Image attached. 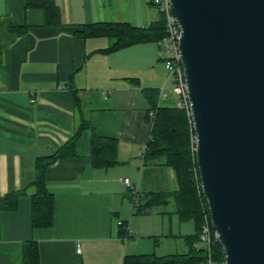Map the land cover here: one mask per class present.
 I'll list each match as a JSON object with an SVG mask.
<instances>
[{
	"label": "crops",
	"instance_id": "0c3cea01",
	"mask_svg": "<svg viewBox=\"0 0 264 264\" xmlns=\"http://www.w3.org/2000/svg\"><path fill=\"white\" fill-rule=\"evenodd\" d=\"M56 3L63 25L48 26L43 9H27L25 0H0V264H24L30 241L38 246L40 264H123L126 256L172 255L158 254L159 242L151 248L158 236L189 247L191 234H183L187 222L172 202L157 205L172 206V212H140L145 195L178 190L171 168L145 160L152 126L147 90L159 92V104L175 103L168 90L166 100L160 96L168 79L164 51L156 42L112 51L109 38L79 34L94 23L148 28L161 13L151 0ZM81 127L86 128L71 155L45 172L53 222L34 228L36 161L56 153ZM91 129L116 140L117 164L94 166ZM165 216L170 217L167 235L161 234Z\"/></svg>",
	"mask_w": 264,
	"mask_h": 264
},
{
	"label": "water",
	"instance_id": "95a60500",
	"mask_svg": "<svg viewBox=\"0 0 264 264\" xmlns=\"http://www.w3.org/2000/svg\"><path fill=\"white\" fill-rule=\"evenodd\" d=\"M225 264H264V0H170Z\"/></svg>",
	"mask_w": 264,
	"mask_h": 264
},
{
	"label": "trees",
	"instance_id": "16d2710c",
	"mask_svg": "<svg viewBox=\"0 0 264 264\" xmlns=\"http://www.w3.org/2000/svg\"><path fill=\"white\" fill-rule=\"evenodd\" d=\"M27 9H43L48 26L63 25L62 11L56 0H25ZM80 36L107 37L112 41L108 50L117 51L138 44L158 43L166 36V22L160 14L158 20L148 28H135L128 23H94L84 25ZM0 47V63L2 62ZM151 109L148 121L151 122V138L145 160L148 165L171 168L176 176L178 190L172 193H150L141 213H147L159 204L173 203L175 212L182 222H193L195 235L186 238L189 250L183 255L156 257L154 254L126 256L123 264H204L208 258L204 248L197 249L205 219H210L207 201L202 193L199 172L196 164V145L194 129L187 113L176 108L171 101L159 104L158 91L147 90ZM154 113V118L150 113ZM86 127L63 145L56 153L36 161V180L33 184L31 222L34 228L49 227L53 222V195L48 191L45 181L46 169L58 159L70 156L78 137ZM90 129V126H89ZM92 130V129H91ZM117 143L115 139L99 136L94 130L91 135L92 161L96 167L108 168L117 164ZM216 264H224L225 256L220 244L214 248L212 257ZM24 264H40V254L35 242H26L23 251Z\"/></svg>",
	"mask_w": 264,
	"mask_h": 264
},
{
	"label": "built area",
	"instance_id": "2783aa9c",
	"mask_svg": "<svg viewBox=\"0 0 264 264\" xmlns=\"http://www.w3.org/2000/svg\"><path fill=\"white\" fill-rule=\"evenodd\" d=\"M151 2L159 12L164 15L166 22V36L158 42V45L164 51L165 57L163 65L168 78L167 85H164L160 90L161 99L166 100L168 98L169 95L166 94L165 91L169 90V93L175 98L174 104L176 108L185 111L192 124L191 106L188 98L182 60L179 53V42L181 38L180 27L170 12V0H151ZM168 85L169 87H167ZM150 117L154 118L153 112L150 113ZM194 144L196 145L195 137ZM124 183L132 193L137 192L136 186L132 184L129 179H125ZM218 244H220L218 233L213 229L211 220L206 218L202 226L199 242L196 244L197 249L204 248L207 251L208 258L204 264H216L212 257L214 255V248ZM80 252L81 250L78 249V253Z\"/></svg>",
	"mask_w": 264,
	"mask_h": 264
},
{
	"label": "rangeland",
	"instance_id": "374dc122",
	"mask_svg": "<svg viewBox=\"0 0 264 264\" xmlns=\"http://www.w3.org/2000/svg\"><path fill=\"white\" fill-rule=\"evenodd\" d=\"M169 91V90H168ZM173 207L169 206L167 208L165 207H161V206H155L152 209V212L150 213V215L156 216V215H161L163 212H172L173 211ZM170 217L169 216H165L164 220L166 223V226L164 228V233L161 232V234H169V222H170ZM168 225V226H167ZM184 226V233L185 232H190V236L195 235V225L193 222H187L186 224L183 225ZM177 226H174V233L178 234V229L176 228ZM188 228V230L186 231V229ZM153 242H151V248L153 247V245L155 244V242H159L160 243V250H158V254H170L173 253L172 255H176L178 253H183V252H188L189 247H187L186 243L183 242L181 240V242H178V244L180 245L179 247L175 246L174 242H169V240H165L164 238L162 239L161 236L158 237H153L152 240ZM148 245V244H147ZM182 247H185V249H182ZM145 250L148 252V250H151L150 248H145ZM178 252V253H177Z\"/></svg>",
	"mask_w": 264,
	"mask_h": 264
}]
</instances>
